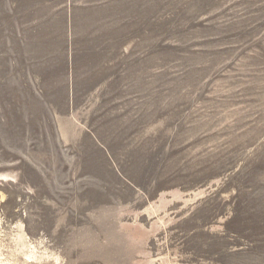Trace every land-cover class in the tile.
I'll return each instance as SVG.
<instances>
[{
	"label": "rangeland",
	"instance_id": "1",
	"mask_svg": "<svg viewBox=\"0 0 264 264\" xmlns=\"http://www.w3.org/2000/svg\"><path fill=\"white\" fill-rule=\"evenodd\" d=\"M60 1L0 0V261L264 264V0Z\"/></svg>",
	"mask_w": 264,
	"mask_h": 264
},
{
	"label": "bare ground",
	"instance_id": "2",
	"mask_svg": "<svg viewBox=\"0 0 264 264\" xmlns=\"http://www.w3.org/2000/svg\"><path fill=\"white\" fill-rule=\"evenodd\" d=\"M2 202H3V194H0V203H2ZM20 232L21 233L18 235V237L20 239H22L24 236V233L22 231H20ZM24 248H26V247L24 246ZM22 255L24 258L23 264H32V262H39V257L37 256V254L35 252V247L31 251L23 252ZM0 264H4V263H2V261H0Z\"/></svg>",
	"mask_w": 264,
	"mask_h": 264
},
{
	"label": "crops",
	"instance_id": "3",
	"mask_svg": "<svg viewBox=\"0 0 264 264\" xmlns=\"http://www.w3.org/2000/svg\"><path fill=\"white\" fill-rule=\"evenodd\" d=\"M43 2H44V3H48V0H43ZM60 2H62V4H64V5H65V3H66V0H61Z\"/></svg>",
	"mask_w": 264,
	"mask_h": 264
}]
</instances>
